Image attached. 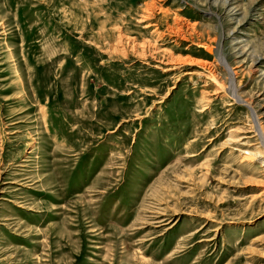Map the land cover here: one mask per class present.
Wrapping results in <instances>:
<instances>
[{"label":"rangeland","instance_id":"1","mask_svg":"<svg viewBox=\"0 0 264 264\" xmlns=\"http://www.w3.org/2000/svg\"><path fill=\"white\" fill-rule=\"evenodd\" d=\"M0 264H264V0H0Z\"/></svg>","mask_w":264,"mask_h":264},{"label":"bare ground","instance_id":"2","mask_svg":"<svg viewBox=\"0 0 264 264\" xmlns=\"http://www.w3.org/2000/svg\"><path fill=\"white\" fill-rule=\"evenodd\" d=\"M143 18H146V17H143ZM146 19H147V18H146ZM144 20H145V19H144ZM178 61H179V60H178ZM173 62H174V61H173ZM173 62H172V63H173ZM198 62H199V61H198ZM260 134H261V131L259 132V135H260Z\"/></svg>","mask_w":264,"mask_h":264}]
</instances>
